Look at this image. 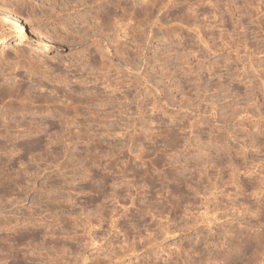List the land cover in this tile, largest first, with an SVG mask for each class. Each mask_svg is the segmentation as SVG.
<instances>
[{"label": "rangeland", "instance_id": "rangeland-1", "mask_svg": "<svg viewBox=\"0 0 264 264\" xmlns=\"http://www.w3.org/2000/svg\"><path fill=\"white\" fill-rule=\"evenodd\" d=\"M122 1L0 0V264H264V0Z\"/></svg>", "mask_w": 264, "mask_h": 264}, {"label": "bare ground", "instance_id": "bare-ground-1", "mask_svg": "<svg viewBox=\"0 0 264 264\" xmlns=\"http://www.w3.org/2000/svg\"><path fill=\"white\" fill-rule=\"evenodd\" d=\"M172 0H167V3H163V0H123L122 1V6H121V8H122V10L123 11H126V10H131L132 12H138V14H141V15H143L145 18L142 20H138V22H139V24H141L142 26H144V28L141 30V34H140V37H141V39H142V41L144 42L146 39H147V37H146V35H151L150 37L152 38V37H154V35H155V32H153L152 30H150L149 29V25H150V23H153V22H155V23H161V21H163V20H165V17H166V15H164V13H162V14H160V15H158L157 16V18H155V21H153V20H151L150 19V17L151 16H154V12L155 11H160L161 10V8L162 7H164V6H166L168 3H170ZM174 1V0H173ZM182 1H184V0H182ZM182 1H181V3H182ZM189 2H186V3H191L190 4V6L191 7H189V8H187L188 9V11L186 12V14L188 15L190 12L189 11H192L194 14L192 15V16H189V17H191V19H192V21H198V16H199V10H200V8H198V5L195 3V5H197L196 7H195V5L193 4L195 1L193 0V2H190V0H188ZM192 1V0H191ZM215 1V0H214ZM217 1V0H216ZM184 3V2H183ZM215 3V2H214ZM175 4V3H174ZM194 5V6H193ZM188 7V6H187ZM3 10H5V9H3ZM183 10V9H182ZM7 11V10H6ZM184 11V10H183ZM182 11V12H183ZM9 12V11H8ZM10 13V12H9ZM202 13V12H201ZM14 14V13H13ZM124 14V13H123ZM185 13H183V15H184ZM130 15V14H129ZM182 15V16H183ZM187 15H184V17L185 16H187ZM191 15V14H190ZM181 16V17H182ZM154 18V17H153ZM194 22L192 23V24H194ZM154 24V23H153ZM197 24V23H196ZM198 25V24H197ZM194 29V28H193ZM131 32L132 33H134L135 31L134 30H131ZM3 36V35H2ZM1 36V34H0V42H2V40H3V37ZM135 39L136 40H140V38H139V36H138V34L136 35V37H135ZM234 43H236V42H234ZM245 43V42H244ZM237 44V43H236ZM243 44V43H242ZM18 45V43H14L12 46H17ZM209 47V46H208ZM138 51V50H137ZM137 51H136V53H137ZM132 52H134V51H132ZM140 52V51H139ZM249 53V52H248ZM135 54V53H134ZM246 54H247V52H246ZM134 56V55H133ZM136 57V56H135ZM28 59V58H27ZM26 61V60H25ZM24 61V62H25ZM45 61V60H44ZM18 64L16 65L17 67H18V65H19V68H20V66H23L22 64H23V62L22 61H20L19 60V62L18 61H16ZM25 66H31V65H33V60H27L25 63ZM14 66V65H13ZM57 66V65H56ZM34 67V66H33ZM12 68V67H11ZM16 68V67H15ZM37 70V69H36ZM34 71V68H33V72H37V71ZM1 71H3V70H1ZM28 71H29V69H28ZM38 71H40V70H38ZM262 71H264V70H262ZM26 72V71H25ZM42 72V71H41ZM44 72V71H43ZM60 76V75H59ZM20 77V76H19ZM48 77V76H47ZM21 82V81H20ZM17 86V85H16ZM15 88V87H14ZM1 89V88H0ZM11 90H12V88H11ZM14 90H16V89H14ZM21 91H22V89H20ZM10 91V90H9ZM13 92V91H12ZM4 93H8V92H6V91H3V90H0V94H4ZM22 94V93H21ZM7 95V94H6ZM8 95H11V94H8ZM7 95V96H8ZM20 95V94H19ZM5 96V95H4ZM12 96H13V94H12ZM28 96V95H27ZM2 98V97H1ZM0 98V99H1ZM16 98V97H15ZM18 98V97H17ZM2 99H4V98H2ZM21 99V98H20ZM23 99V98H22ZM8 101V100H7ZM6 103V102H5ZM8 103H10V102H8ZM7 104V103H6ZM6 104L4 105V106H1L0 107V111H2V112H0V116L2 115V114H4L5 112H7L8 110H10V106H6ZM8 105V104H7ZM13 105V104H12ZM29 105V104H28ZM18 107V106H17ZM3 108H4V110H3ZM13 108H15L14 106H13ZM22 108H24V107H22ZM26 109V108H25ZM22 110H24V109H22ZM20 111V110H19ZM20 112H22V111H20ZM21 117V116H20ZM2 123V122H1ZM8 127V126H7ZM28 129H29V127H28ZM227 132L228 133H230L231 134V130H227ZM229 134V135H230ZM232 135V134H231ZM236 135V134H235ZM236 138V137H235ZM35 145V144H34ZM244 147V146H243ZM33 148V147H32ZM130 250H131V248H130Z\"/></svg>", "mask_w": 264, "mask_h": 264}]
</instances>
